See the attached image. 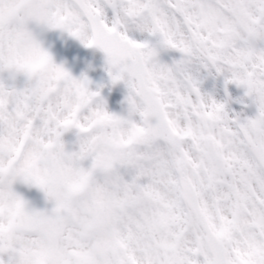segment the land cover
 I'll list each match as a JSON object with an SVG mask.
<instances>
[{
  "label": "snow or ice",
  "instance_id": "obj_1",
  "mask_svg": "<svg viewBox=\"0 0 264 264\" xmlns=\"http://www.w3.org/2000/svg\"><path fill=\"white\" fill-rule=\"evenodd\" d=\"M0 264H264V0H0Z\"/></svg>",
  "mask_w": 264,
  "mask_h": 264
},
{
  "label": "rangeland",
  "instance_id": "obj_2",
  "mask_svg": "<svg viewBox=\"0 0 264 264\" xmlns=\"http://www.w3.org/2000/svg\"><path fill=\"white\" fill-rule=\"evenodd\" d=\"M43 45L53 54L57 63H62L76 77L86 75L91 86L100 88L102 96L108 101L111 110L120 111L124 89L108 84V76L97 50L84 47L79 41L58 31H47L40 34ZM105 91H102V89ZM117 92V95H115ZM27 186L19 185L18 190L24 195Z\"/></svg>",
  "mask_w": 264,
  "mask_h": 264
},
{
  "label": "water",
  "instance_id": "obj_3",
  "mask_svg": "<svg viewBox=\"0 0 264 264\" xmlns=\"http://www.w3.org/2000/svg\"><path fill=\"white\" fill-rule=\"evenodd\" d=\"M25 197L37 207H42L44 204L43 194L38 189L29 188Z\"/></svg>",
  "mask_w": 264,
  "mask_h": 264
},
{
  "label": "clouds",
  "instance_id": "obj_4",
  "mask_svg": "<svg viewBox=\"0 0 264 264\" xmlns=\"http://www.w3.org/2000/svg\"><path fill=\"white\" fill-rule=\"evenodd\" d=\"M41 33H43V31H41V29H40V25L39 24H37V38L41 41V39H40V34ZM41 43H42V41H41ZM43 44V43H42ZM5 75H7V72H5Z\"/></svg>",
  "mask_w": 264,
  "mask_h": 264
}]
</instances>
